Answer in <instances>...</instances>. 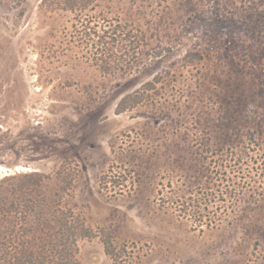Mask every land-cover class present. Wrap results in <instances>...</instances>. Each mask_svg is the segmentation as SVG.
Masks as SVG:
<instances>
[{
    "label": "rangeland",
    "instance_id": "1",
    "mask_svg": "<svg viewBox=\"0 0 264 264\" xmlns=\"http://www.w3.org/2000/svg\"><path fill=\"white\" fill-rule=\"evenodd\" d=\"M85 2L0 0V178L74 169L80 264H114L107 233L136 264H264V0ZM99 24L136 36L125 69Z\"/></svg>",
    "mask_w": 264,
    "mask_h": 264
},
{
    "label": "trees",
    "instance_id": "2",
    "mask_svg": "<svg viewBox=\"0 0 264 264\" xmlns=\"http://www.w3.org/2000/svg\"><path fill=\"white\" fill-rule=\"evenodd\" d=\"M51 1L65 3L71 11L77 3L87 6L85 0ZM87 36L96 38L100 67L105 71L125 69L119 68L122 67L120 58L139 54L136 36L119 24H99L89 28ZM131 99L132 106H128ZM140 102L137 95L135 100L134 96H126L118 104L117 113ZM75 175L73 168L62 165L49 174L14 172L0 178V264H80L78 242L95 238L97 233L80 213L64 205ZM106 180L104 172L99 178L100 193L107 189ZM126 181L127 178L123 180ZM119 185L125 187V184ZM100 240L114 264L137 263L127 255L125 245L118 248L109 233L101 234Z\"/></svg>",
    "mask_w": 264,
    "mask_h": 264
}]
</instances>
